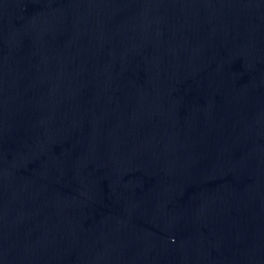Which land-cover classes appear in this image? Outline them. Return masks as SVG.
I'll return each mask as SVG.
<instances>
[{
	"label": "water",
	"instance_id": "water-1",
	"mask_svg": "<svg viewBox=\"0 0 264 264\" xmlns=\"http://www.w3.org/2000/svg\"><path fill=\"white\" fill-rule=\"evenodd\" d=\"M0 264H264V0H0Z\"/></svg>",
	"mask_w": 264,
	"mask_h": 264
}]
</instances>
